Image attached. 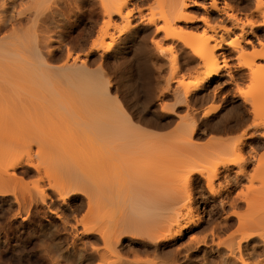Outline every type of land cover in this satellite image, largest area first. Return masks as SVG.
Listing matches in <instances>:
<instances>
[{"label":"bare ground","instance_id":"1","mask_svg":"<svg viewBox=\"0 0 264 264\" xmlns=\"http://www.w3.org/2000/svg\"><path fill=\"white\" fill-rule=\"evenodd\" d=\"M261 25L264 0H0V264H264Z\"/></svg>","mask_w":264,"mask_h":264},{"label":"snow or ice","instance_id":"2","mask_svg":"<svg viewBox=\"0 0 264 264\" xmlns=\"http://www.w3.org/2000/svg\"><path fill=\"white\" fill-rule=\"evenodd\" d=\"M201 19H203V17H200ZM262 32H264V25H261V29H260ZM247 39V42L248 44H251L252 43V39ZM261 43H264V41H261ZM115 91V89H113ZM224 91L226 92L227 89L225 88ZM223 95V93H221ZM141 99H143V96H141ZM126 108H127V111L129 113H131V119L132 120H136L137 118V115L140 114V113H143L145 115V117L147 116H150L152 114V108L155 107V104H152L151 107L148 108L147 112H144V108L142 105H140L139 101H133V102H126ZM142 122V121H141ZM253 128V125L249 124L247 126V128H245V132H249V129H252ZM261 132L264 133V129H261ZM249 135H251V133L249 132ZM252 142H255V141H252ZM262 144H264V140L261 141ZM183 226V222H181L180 225H178V227H182ZM216 259L215 255H213L209 260H207L205 262V264H212V261ZM227 264H240V261H239V254H236L235 255V259L233 260H228L227 261Z\"/></svg>","mask_w":264,"mask_h":264}]
</instances>
